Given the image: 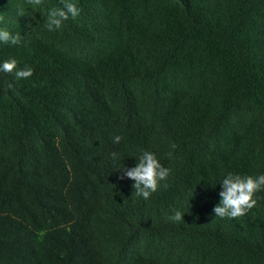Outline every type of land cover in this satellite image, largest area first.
<instances>
[{
    "label": "trees",
    "instance_id": "trees-1",
    "mask_svg": "<svg viewBox=\"0 0 264 264\" xmlns=\"http://www.w3.org/2000/svg\"><path fill=\"white\" fill-rule=\"evenodd\" d=\"M71 2L48 31L64 0H0V63L33 69L0 73V264H264V190L213 212L264 174V0ZM143 151L171 170L148 200L119 178Z\"/></svg>",
    "mask_w": 264,
    "mask_h": 264
},
{
    "label": "clouds",
    "instance_id": "clouds-1",
    "mask_svg": "<svg viewBox=\"0 0 264 264\" xmlns=\"http://www.w3.org/2000/svg\"><path fill=\"white\" fill-rule=\"evenodd\" d=\"M28 4L39 6L42 5L43 0H27ZM80 9L71 0H64L63 7L50 8L47 14V20L45 27L48 31H55L61 28L64 21H67L69 17L76 18L80 14ZM18 15L23 16L24 11L18 6ZM4 17L0 15V21H3ZM32 25H28L31 29ZM27 35V33H25ZM24 37L20 33L13 34L7 29L0 28V42L11 45H19ZM17 60L11 58L9 60L0 63V73H15L17 79H27L32 76L33 69L25 67L24 69L17 68ZM12 85L9 84V88ZM122 137H114V143H119ZM175 144L172 145L174 149ZM116 153L111 154L112 158H116ZM171 155V153H169ZM171 170L164 167L157 156L151 151H143L138 158V162L134 167L122 168V175L120 179L125 177L134 181L133 188L135 194L138 197L148 200L152 193L156 192L160 181L166 180L170 175ZM222 190L219 192L220 202L213 208L215 216L224 218H238L245 215L250 209L254 208L257 204V199L254 198L258 191L264 190V174L258 176L241 175L234 173H227L220 183ZM23 211H20V217L18 221L21 223V227L25 233L32 232L37 234L35 230L30 226V221L25 219ZM173 221L183 220V214L180 211H176L171 217ZM21 230V228H20ZM38 235V234H37ZM39 236V235H38ZM34 248V247H33ZM31 248L30 250H32Z\"/></svg>",
    "mask_w": 264,
    "mask_h": 264
}]
</instances>
